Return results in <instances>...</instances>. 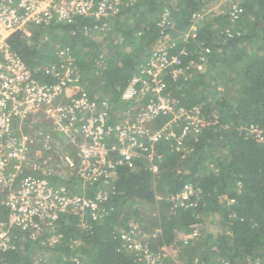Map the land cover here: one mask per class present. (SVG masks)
Wrapping results in <instances>:
<instances>
[{
	"label": "trees",
	"instance_id": "trees-1",
	"mask_svg": "<svg viewBox=\"0 0 264 264\" xmlns=\"http://www.w3.org/2000/svg\"><path fill=\"white\" fill-rule=\"evenodd\" d=\"M208 1L135 0L107 27L91 16H77L42 25L28 38L19 33L9 37L41 82L56 78L45 69L58 60L57 47L68 48L80 75L75 85L117 107L126 105L122 91L152 52L166 50L183 69L174 79L162 72L166 93L180 106L200 105L205 124L187 137L184 148L157 142L152 160L140 155L134 167H118L115 177L85 188L78 177L62 181L77 194L107 187L99 215L68 209L55 224L60 236L52 247L42 238L17 241L14 250L0 252L1 263L145 264L143 252L123 245L122 233L135 230L149 252L178 238L180 264H264V0H237L242 9L237 17L230 16L228 7L206 20L195 37L184 38L192 14ZM138 103L132 101L133 107ZM167 120L168 115L159 116L150 127ZM185 184L199 193L187 201L175 199ZM205 213L217 217L222 230L195 237L194 226ZM6 215L0 200V219ZM156 229L160 232L152 238ZM11 234L17 239L20 232ZM36 251L47 258L34 259Z\"/></svg>",
	"mask_w": 264,
	"mask_h": 264
},
{
	"label": "built area",
	"instance_id": "built-area-1",
	"mask_svg": "<svg viewBox=\"0 0 264 264\" xmlns=\"http://www.w3.org/2000/svg\"><path fill=\"white\" fill-rule=\"evenodd\" d=\"M134 1L0 0V200L7 209L6 220L0 219L1 253L14 250L17 241L40 238L52 247L60 236L55 224L68 209L81 215L90 212L93 218L99 215L107 187L92 195L77 194L68 192L62 181L78 177L85 188L102 177H115L118 167H134L140 155L152 160L157 142L182 149L187 137L204 127L200 105L180 106L165 91L162 72L167 70L173 79L183 73L179 58L166 50L152 52L122 91L126 105L117 107L75 85L80 75L68 48L57 47L58 60L45 69L56 78L41 82L9 43L14 33L28 38L42 25L77 16H91L107 27L123 6ZM228 9L231 17L242 11L237 2ZM167 16L164 12L161 23H168ZM199 17V11L194 12L190 24ZM162 115L168 120L152 129L150 124ZM251 130L257 131L253 126ZM198 193L185 184L174 198L187 201ZM15 229L20 232L17 239L11 234ZM159 232L156 229L152 238ZM122 239L130 251L144 253L145 264L160 260L164 247L149 252L135 230L123 232Z\"/></svg>",
	"mask_w": 264,
	"mask_h": 264
},
{
	"label": "rangeland",
	"instance_id": "rangeland-1",
	"mask_svg": "<svg viewBox=\"0 0 264 264\" xmlns=\"http://www.w3.org/2000/svg\"><path fill=\"white\" fill-rule=\"evenodd\" d=\"M210 1V0H209ZM212 1V0H211ZM230 2V0H226V3ZM230 4V3H229ZM230 28V27H229ZM231 30H235L230 28ZM143 211L145 210V208L142 209ZM142 213H139V215H141ZM215 215V214H214ZM132 220V219H131ZM222 230L221 225L216 218L212 217V215L209 214H202L199 216V220L196 223V225L194 226L193 229V236L197 237L199 236V234H201L202 232H207V231H220ZM187 238V237H184ZM196 239V238H195ZM186 239H184L182 242H184ZM180 245L178 243V238L176 239V241L174 243H172L171 245H166L164 246V249L162 251V254L160 256V260L158 261V264H180L181 263V259L180 257ZM37 252V253H36ZM34 252V259L36 260H41L42 258L46 259L47 255L46 253H42L41 251H36ZM255 262V263H254ZM252 263L254 264H258V261H253Z\"/></svg>",
	"mask_w": 264,
	"mask_h": 264
},
{
	"label": "crops",
	"instance_id": "crops-1",
	"mask_svg": "<svg viewBox=\"0 0 264 264\" xmlns=\"http://www.w3.org/2000/svg\"><path fill=\"white\" fill-rule=\"evenodd\" d=\"M233 2H237V0H230V2L228 3H226V0L208 1L199 11V19L196 18L194 23L189 24L185 29L182 30L183 37L186 38L193 37L195 34L197 35L199 28L203 25L206 20H211L215 15L222 13Z\"/></svg>",
	"mask_w": 264,
	"mask_h": 264
}]
</instances>
